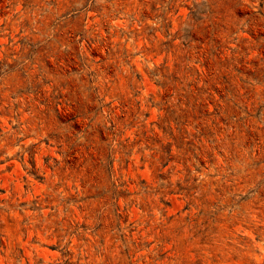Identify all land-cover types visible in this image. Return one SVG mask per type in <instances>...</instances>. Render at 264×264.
I'll return each mask as SVG.
<instances>
[{
	"label": "rangeland",
	"instance_id": "obj_1",
	"mask_svg": "<svg viewBox=\"0 0 264 264\" xmlns=\"http://www.w3.org/2000/svg\"><path fill=\"white\" fill-rule=\"evenodd\" d=\"M0 208V264H264V0H0Z\"/></svg>",
	"mask_w": 264,
	"mask_h": 264
},
{
	"label": "trees",
	"instance_id": "obj_2",
	"mask_svg": "<svg viewBox=\"0 0 264 264\" xmlns=\"http://www.w3.org/2000/svg\"><path fill=\"white\" fill-rule=\"evenodd\" d=\"M1 210H4L5 211V208H0ZM2 227V226H1ZM132 245L134 246V250L129 247V245L125 244L123 247H122V252H121V257H122V260L119 262V264H135L132 259L135 258V255L136 253L138 252H141L142 249L139 248V246H142V245H139L137 244L136 242H133ZM146 247H149L150 245H147L145 244ZM134 251V255H131V252ZM150 258V259H154L155 261L159 260V259H162L164 256L160 257V258H156V256H151V255H144L143 257H141L138 261H137V264L139 261H143L144 263L146 264H151L147 258Z\"/></svg>",
	"mask_w": 264,
	"mask_h": 264
}]
</instances>
